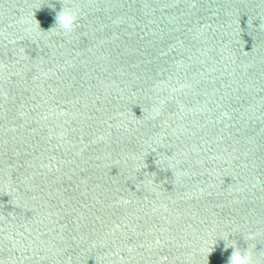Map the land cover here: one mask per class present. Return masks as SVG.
I'll list each match as a JSON object with an SVG mask.
<instances>
[{"label":"water","instance_id":"95a60500","mask_svg":"<svg viewBox=\"0 0 264 264\" xmlns=\"http://www.w3.org/2000/svg\"><path fill=\"white\" fill-rule=\"evenodd\" d=\"M224 244L264 264V0H0V264Z\"/></svg>","mask_w":264,"mask_h":264},{"label":"clouds","instance_id":"9594fccd","mask_svg":"<svg viewBox=\"0 0 264 264\" xmlns=\"http://www.w3.org/2000/svg\"><path fill=\"white\" fill-rule=\"evenodd\" d=\"M75 21L76 14L71 8H61V10L55 14L54 27L63 33H68L72 30ZM248 239H251V236H249ZM229 247L232 248V251L227 258L226 264H253L251 252L249 250L251 247L250 245L241 248L235 244H224L225 249Z\"/></svg>","mask_w":264,"mask_h":264}]
</instances>
